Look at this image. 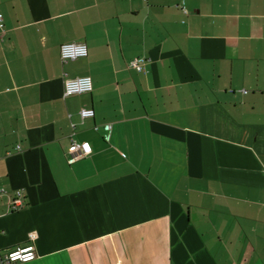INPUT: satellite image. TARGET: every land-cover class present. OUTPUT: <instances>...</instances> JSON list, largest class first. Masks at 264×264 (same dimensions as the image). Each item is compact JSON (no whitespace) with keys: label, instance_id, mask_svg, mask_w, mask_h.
Here are the masks:
<instances>
[{"label":"crops","instance_id":"crops-1","mask_svg":"<svg viewBox=\"0 0 264 264\" xmlns=\"http://www.w3.org/2000/svg\"><path fill=\"white\" fill-rule=\"evenodd\" d=\"M0 21V256L33 233L9 264H264V0H0ZM75 76L92 90L64 96Z\"/></svg>","mask_w":264,"mask_h":264},{"label":"built area","instance_id":"built-area-1","mask_svg":"<svg viewBox=\"0 0 264 264\" xmlns=\"http://www.w3.org/2000/svg\"><path fill=\"white\" fill-rule=\"evenodd\" d=\"M2 27L3 24L0 21V28ZM65 46H67L66 55L65 52L63 51V49H65ZM80 46H86V45L85 43L75 42V41L61 44L59 49V55L61 61L65 63L67 61L75 60L77 58L86 56L87 48H86V55H80L78 51ZM141 60L142 59H138V58L133 59L132 61L129 62V66L137 71H141L142 70ZM81 78H90V77L89 76L64 77L63 79L64 96H70V95H66L65 81L67 80L76 81L79 86V81ZM91 90H92V82H91ZM91 90L77 91L71 95L88 93ZM93 114H94L93 110L88 108H82L79 111V115L81 116V118L92 117ZM90 153H91V145L89 144V142L87 141L77 142L72 139L66 151V158L67 161H75L87 156ZM7 194H9L7 189L0 188V195H7ZM7 206L9 211H19L26 206V201L22 189L15 190L13 192V195L9 197L7 200ZM28 238L31 241L29 244L22 247H17L16 249L8 251L3 256H0V264H9L16 262L21 263V262H28L34 260L36 258V250L33 243V241H35V234L30 233Z\"/></svg>","mask_w":264,"mask_h":264},{"label":"clouds","instance_id":"clouds-1","mask_svg":"<svg viewBox=\"0 0 264 264\" xmlns=\"http://www.w3.org/2000/svg\"><path fill=\"white\" fill-rule=\"evenodd\" d=\"M66 48L67 46H65V49H63L65 55H66ZM78 51L80 55H86V46H80ZM65 87H66V95H71L77 91L91 90V81L90 78H81L78 86L76 81L67 80L65 81Z\"/></svg>","mask_w":264,"mask_h":264}]
</instances>
